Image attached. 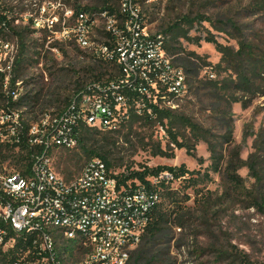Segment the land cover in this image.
Segmentation results:
<instances>
[{
    "label": "rangeland",
    "instance_id": "374dc122",
    "mask_svg": "<svg viewBox=\"0 0 264 264\" xmlns=\"http://www.w3.org/2000/svg\"><path fill=\"white\" fill-rule=\"evenodd\" d=\"M109 1L112 5L117 2ZM102 2L0 0V15L5 16L10 27L25 31L28 57L22 70L23 78L16 83V90L19 94L41 91L42 96L45 93L33 106L34 114L24 113L25 117L38 118L56 111L55 107L61 109L65 95L75 85L74 80L80 78L83 81L84 70L92 61L88 52L78 48L72 40H62L56 31L33 27L32 18L40 17L46 9L42 17L56 15L60 22L65 21V24L72 26L74 18L64 14L66 9H75L76 5L99 8ZM183 14L191 18L203 15L210 19L196 20L190 28L185 24L180 25V33L187 29V36H200L198 42L183 36L173 37L174 34L170 39L172 46L180 47V52L174 58L193 52V60L197 64L192 66L195 72L186 74L188 88L184 98L174 107L165 108L198 126V131L193 132L181 120H177L172 127L177 140L186 144L190 152L186 147L178 148L171 142L166 119H163V125L159 121L147 122L142 119L129 125L130 118L110 133L113 137L105 145L104 151L111 167L119 173L158 165H183L189 171L196 172L193 176L197 181L193 187L184 188L180 180L175 185V188H179L178 206L188 208L192 216L186 217L183 228L171 224L169 242L164 244L170 264H229L223 257L217 258L219 250L231 252L233 257L237 254L238 262L264 264V207L247 204L248 192L264 194V175L262 183L257 185L248 169L240 167L237 169L241 179L238 188L225 175L229 154L238 148L240 157L246 159L255 150V141L261 148L258 160L264 169V79L256 77L252 91L237 89L230 80L235 78L236 66L241 67L242 64L236 61L232 66L226 62L234 56L242 39L255 46L252 54L255 59L249 63H255L259 57L264 58V0H157L154 4L145 5V23L151 32H162ZM221 19L230 21L238 29L221 24ZM218 28L223 30L219 31ZM54 29H59V24ZM207 32L214 34L218 42L230 49L226 61L220 62L221 53L212 43L203 40ZM168 36L171 37L170 34ZM5 40L18 43L11 32L0 28L1 68L12 53L10 48L1 49V42ZM174 63L181 67L179 60ZM210 80L212 84L208 83ZM55 87L61 97L57 100L47 98L46 91ZM232 96L247 101V106L242 107L240 102L231 101ZM50 102L54 104L53 107L48 105ZM20 110L31 109L23 107ZM207 139L215 142L218 152L223 154L218 171L210 167ZM0 144L6 146V143ZM157 148L172 153V156L155 154ZM17 151L18 148L14 147L9 157L0 158V168L17 171L10 162ZM52 160L62 174L70 176L76 174L88 159L77 145L69 150L54 149ZM184 194L189 197L186 201ZM83 255V252L76 251L64 258L65 263L78 264Z\"/></svg>",
    "mask_w": 264,
    "mask_h": 264
},
{
    "label": "built area",
    "instance_id": "2783aa9c",
    "mask_svg": "<svg viewBox=\"0 0 264 264\" xmlns=\"http://www.w3.org/2000/svg\"><path fill=\"white\" fill-rule=\"evenodd\" d=\"M156 1L117 0L111 9L76 14L66 9L64 14L74 18L72 26L56 15L42 17L46 9L32 18L33 27L72 40L92 61L113 64L114 77L86 82L60 112L28 119V144L42 149L31 154L25 173L0 168V264H66L64 258L76 251L84 254L78 264H126L161 200L163 186L175 187L179 181L166 169L146 177L150 186L137 180L134 185L130 180L124 184L119 172L100 157L88 159L68 176L52 160L54 149L78 145L80 124L116 130L131 111L151 114V104L158 109L174 107L186 95V74L167 51L166 37L151 32L145 23L142 10ZM57 24L59 29H54ZM7 48L12 53L0 67L7 71L5 88L18 46L1 42V49ZM120 86L135 95H125ZM7 93L13 99L19 95L16 89ZM6 109H0V142H18L25 118L21 110ZM18 238L29 246L4 260L3 253Z\"/></svg>",
    "mask_w": 264,
    "mask_h": 264
},
{
    "label": "trees",
    "instance_id": "16d2710c",
    "mask_svg": "<svg viewBox=\"0 0 264 264\" xmlns=\"http://www.w3.org/2000/svg\"><path fill=\"white\" fill-rule=\"evenodd\" d=\"M101 7H86L76 5L75 9H73V13L76 14L79 11H87V10H98L102 8H112V3L109 0H102ZM142 13L145 15V9L142 10ZM196 20H207L210 19L203 15H197L195 18H191L188 14H183L177 21L172 22L166 28L162 30V34L166 37L167 41L165 47L167 51L171 55H177L180 52V47L172 46L170 43V39L173 37L183 36L189 39L192 42H198L201 38L200 36L189 37L187 36V29L185 32H179L181 27L180 25H188L189 28L192 27L193 22ZM32 21V20H31ZM221 24L231 25L234 30L238 28L232 24L230 21H225L223 19L219 20ZM0 28L2 31L8 30L17 38V52L14 56L12 66L8 72V79L6 80V88L5 85V77L7 71H0V109L7 110V106L13 109L20 110L23 107H30L31 110H25L21 112V116L24 117L23 126L19 131V141L13 143H6L2 146L0 144V158L6 159L11 155V151L14 147L18 148L16 155H12L11 163L14 164V169L18 170L21 173L27 172L30 163H31V154L32 153H39L42 149L40 145H29L27 141V134H28V126L29 122L28 118L24 116L26 114H34L33 106L38 103L41 99V91L37 93L29 92V93H21L17 96V98L13 99L7 90H14L16 89V83L20 81L22 77V70L24 67V63L27 60V49L24 42L25 31L24 30H17L13 27L9 26V22H7L5 16L0 15ZM219 31H222L223 28H218ZM27 32V30H26ZM168 34L171 35L169 38ZM168 36V38H167ZM203 40L206 42H210L214 45L215 49L221 53V60H225V58L231 53L230 49L227 46L222 45L218 42L211 32H207L203 37ZM6 41V40H5ZM255 46L252 44L246 43L244 39L239 41V48L234 52V56L230 59H227L226 62L231 64L232 66L237 63L236 61H240L242 66H236L234 75L235 78L231 79L230 82L234 83L235 88H241L243 90L252 91V84L254 83V79L256 77H260L264 79L262 73H264V58L259 57L255 63H249L255 59V56L252 55ZM193 52H188L184 56H177L174 58V62L179 60L182 69L184 70L185 74L195 72V69L192 66L197 65L193 60ZM248 59L250 61H248ZM220 63H218L219 65ZM248 64V65H247ZM114 65L111 63H103V62H95L91 61V65L88 66L84 70V79L80 81L74 80V87L71 89L68 95H65L62 108H56V111L50 112V114L60 112L70 101V99L75 96L76 94L80 93L81 90L84 89V85L86 82L91 81H100L102 79L109 80L112 79L114 76ZM121 74V70L119 69V75ZM24 81V80H22ZM210 84L211 80L208 82ZM214 86H217L215 83ZM119 90L127 96H134L132 90L127 86L119 87ZM264 93V92H263ZM47 98H52V100H57L61 97L59 90L55 87L51 90L46 91ZM233 102H240L242 107L247 106V101L233 97L231 98ZM48 105L53 107V103L50 102ZM152 112L148 114L146 112H142V114H135L131 111L129 116V125H131L134 121L142 119L147 122L152 121H159L163 125V119H166L168 122V126L166 125V130L169 132L171 136V142L174 143L175 147L182 148L186 147L187 152H190L189 147L186 144L179 142L177 140V135L172 132V127L177 120H181L186 126H188L191 131H198V126L192 123L186 117L181 115H176L170 110L158 109L156 105L151 104ZM36 116H33V119ZM124 123V122H122ZM121 123V124H122ZM120 126V125H119ZM111 132H115V130H100L96 128L89 127L85 124H80L77 128L78 134V147L81 149L82 153L86 156V159H90L92 157H100L103 159L108 166H111L110 161L107 158V155L104 151L105 145L112 139L113 136L110 135ZM207 143V149L209 151V158L211 160L210 167L213 171H218L219 164L223 159L222 152H218L216 148L215 142L212 140H205ZM4 143V142H0ZM254 151L249 153L246 159H242L239 155L238 148H235L234 151L229 154L228 159L226 161L225 167V175L228 181L234 185L235 188H238L241 183L240 176L237 174V169L240 167H246L250 176H252L255 180L257 185L262 183L264 169L261 166L262 164L259 162V151L261 148L257 146V141L254 143ZM69 150V149H67ZM155 154L165 155V156H172V153L166 152L160 148H157ZM170 170L173 171L175 177H178L180 183H183L184 188L193 187L195 182L197 181L194 178V174L196 172L189 171L183 165L176 167V166H167V165H158L155 167H144L142 170H132L127 173H119V180L120 182L126 184V181L130 180L131 183L134 185V180H137L146 186H150L146 177L152 174H155L161 170ZM207 175L205 174V177ZM164 185V184H163ZM179 188L171 187L170 184H165L163 189L160 191L161 200L160 202L153 208L151 211V219L146 228L144 229L140 242L133 249L130 253V257L126 264H170L168 260V252L165 251V245L169 242L168 237L170 236L171 224L177 225V227H184L185 222L187 221V216H192V213L189 212L188 208H182L178 206L180 203V198H178ZM249 196L247 200V204L256 208L264 207V194L256 193L255 191L248 192ZM258 194V195H257ZM185 195V194H184ZM188 196L185 195L184 201L188 200ZM174 205V208H171ZM29 243H23L21 239H17L14 247L10 248L6 253H3L4 260L6 259H13L16 257L17 249L23 247V249H27ZM61 249L65 250L67 247H62L59 249V256L62 253ZM224 258L229 264H247L245 261L238 262L237 254L233 257L231 252L219 250L217 258ZM243 257V256H242ZM245 257H243L244 259ZM237 262V263H236ZM64 264V263H62Z\"/></svg>",
    "mask_w": 264,
    "mask_h": 264
}]
</instances>
